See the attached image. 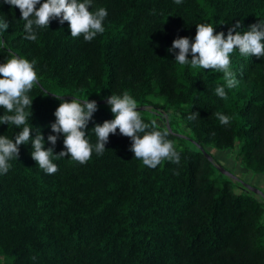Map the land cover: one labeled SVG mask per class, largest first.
Masks as SVG:
<instances>
[{"label": "trees", "instance_id": "16d2710c", "mask_svg": "<svg viewBox=\"0 0 264 264\" xmlns=\"http://www.w3.org/2000/svg\"><path fill=\"white\" fill-rule=\"evenodd\" d=\"M93 6L107 8L108 16L105 32L91 41L70 36L68 22L57 19L27 40L19 8H0L10 22L0 37V62L9 52L37 60L30 122L49 147L57 95L99 101L128 91L137 107L152 108L139 110L150 126L167 128L180 163L144 165L119 130L86 163L70 154L55 158L52 174L39 168L30 143L21 145L0 176V264H264V198L224 175L198 147L214 162L228 156L241 177L264 179V58L231 54L240 83L223 99L214 92L222 73L181 66L167 51L178 36L194 37L198 23L227 34L241 20L246 29L264 18V0H94ZM98 105L88 125L92 142L94 125L114 116L107 103ZM192 111L199 115L189 121ZM217 111L230 122L221 124ZM167 122L175 133L182 125L190 133L170 132ZM15 131L0 125V134ZM64 147L61 135L55 153Z\"/></svg>", "mask_w": 264, "mask_h": 264}, {"label": "clouds", "instance_id": "9594fccd", "mask_svg": "<svg viewBox=\"0 0 264 264\" xmlns=\"http://www.w3.org/2000/svg\"><path fill=\"white\" fill-rule=\"evenodd\" d=\"M179 3V0H176ZM5 4L13 9L19 8L21 20L24 21V38L35 41L41 29L47 28L50 21L57 19L59 23L68 22L72 37L83 34L85 41H91L98 34L105 32V19L108 10L105 7H94V0H0V8ZM38 6V7H37ZM10 22L6 15L0 16V37L7 33ZM211 22L196 24V34L178 36L167 49L174 55V61L191 68L211 69L223 74L224 82L218 84L214 92L227 99L226 89H233L240 83L231 67V54L238 52L241 56L264 58V18L242 29V21L237 20L224 31H215ZM0 39V48L4 47ZM37 60H29L23 55L9 52L0 62V125L7 124L16 129L12 136L0 134V176L8 173L12 161L18 160L20 146L30 143L31 156L39 168L52 174L58 170L54 159L69 156L71 160L83 164L93 152L97 156L106 150L110 134L119 133L130 137L131 151L134 157L151 168H155L162 160L180 163V152L175 142L169 139L166 127L151 126L141 116L137 108V100L128 91L113 93L106 97V102L114 114L112 119L96 123L91 131L96 140L91 141L88 131L89 122L94 119L98 110L95 99H80L73 96L71 100L63 99L65 95H57L60 99L54 111L55 120L51 122V132L47 142L40 127L33 125L30 118L33 112V98L30 95L35 84L39 83ZM54 93V92H53ZM42 95H47L42 94ZM199 112L192 111L187 120L193 121ZM221 124H228L229 115L215 112ZM35 133V135H33ZM63 135L64 149L55 153L54 146Z\"/></svg>", "mask_w": 264, "mask_h": 264}, {"label": "water", "instance_id": "95a60500", "mask_svg": "<svg viewBox=\"0 0 264 264\" xmlns=\"http://www.w3.org/2000/svg\"><path fill=\"white\" fill-rule=\"evenodd\" d=\"M98 103L100 104H106V99L104 100H99L97 101ZM138 110H145V109H150L152 110L151 107H146V106H142V107H137ZM167 127L169 128L170 132H173V129L170 125L169 122H167ZM179 136H183L182 134L180 133H175ZM201 151L204 152V154L208 157V159H210L211 161H213V163L216 165V167L224 174V175H227L229 177H233L235 178L236 180L240 181L242 183V185L245 187V189H247L248 191H253L259 195H261L263 198H264V192L261 188L259 187H256V186H253L252 184H250L247 180H244V179H240L238 176H236L234 173H232L230 170H228L226 167H224L223 165H220V164H217L216 162H214V157L204 148L202 147L201 145L198 146Z\"/></svg>", "mask_w": 264, "mask_h": 264}, {"label": "rangeland", "instance_id": "374dc122", "mask_svg": "<svg viewBox=\"0 0 264 264\" xmlns=\"http://www.w3.org/2000/svg\"><path fill=\"white\" fill-rule=\"evenodd\" d=\"M107 108L110 110V106L109 105H107ZM159 122H162V120H158ZM181 133L180 134H182L183 136H186L187 137V135L190 133V130H189V128L186 126V125H182V127H181ZM182 144H183V146H189V144L188 143H186V142H182ZM230 154H232L231 152L229 153V155ZM222 156H223V159L220 161H216V163L217 164H220V165H223L224 167H226L228 170H230L231 172H233L235 175H237V176H239V178H243V176L241 177L240 176V174L241 173H239L238 172V170H237V168L235 167V163H234V166H232L231 164H228L226 161H225V158H229L228 156H226V155H224V154H222ZM224 161V162H223ZM230 163V162H229ZM239 173V174H238ZM247 177V176H246ZM246 177H244L245 179H246ZM232 179H233V181H237L235 178H233V177H231ZM247 180V179H246ZM259 182L262 184V185H264V179H262V180H260L259 181V179H257L255 176H251L250 177V184H252L253 186H256V187H259L260 185H259ZM262 189H263V192H264V187H262Z\"/></svg>", "mask_w": 264, "mask_h": 264}, {"label": "flooded vegetation", "instance_id": "af4514ba", "mask_svg": "<svg viewBox=\"0 0 264 264\" xmlns=\"http://www.w3.org/2000/svg\"><path fill=\"white\" fill-rule=\"evenodd\" d=\"M231 162H232V161H231V159H230V163H231ZM246 176H247V177H246ZM244 177H246V178L248 179L247 181L250 183V177H251V176H249V175H247V174H243V179L246 180ZM255 177H256V176H255ZM256 178L258 179L259 177L257 176ZM259 180H260V178H259ZM260 184H261V183H259V185H260Z\"/></svg>", "mask_w": 264, "mask_h": 264}]
</instances>
